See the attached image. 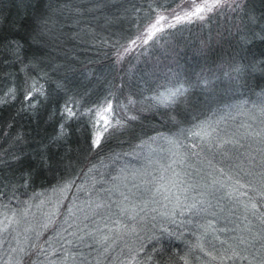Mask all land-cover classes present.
I'll list each match as a JSON object with an SVG mask.
<instances>
[{"label":"trees","instance_id":"obj_1","mask_svg":"<svg viewBox=\"0 0 264 264\" xmlns=\"http://www.w3.org/2000/svg\"><path fill=\"white\" fill-rule=\"evenodd\" d=\"M63 2L0 0V92L13 86L16 88V99L0 105V152L3 153L4 161L0 164V185L9 194L15 186L19 199L13 204L17 207L23 206L20 204L23 200L33 205L29 220L33 227H37V231L43 233L39 239L34 233L29 235L31 239L25 247L28 253L22 255V264H59L63 253L57 250L62 244L69 247L64 243L66 239L75 240L68 233L84 235L89 231L96 233L97 239H101L104 234L110 236L106 243L101 244L85 236V242L95 250L83 248V251L85 254L90 252V258L96 257L99 264H128L131 255L137 253L142 264H167L171 255L169 249H175L177 245L183 247L181 241L161 232L162 226L174 229V225L163 223L159 216L152 220L155 213L148 211V215L137 226L138 234L112 236L106 233L108 228L104 226L107 210H97L91 202L99 200L104 192L102 189L112 187L111 177L116 176L121 167L127 165L129 170L140 167L138 157L148 152L147 147H136L141 139L156 136L157 133L177 137L181 130L191 128L197 119L219 120L225 116L221 127L231 124L227 116L229 106L249 97L254 98V93L264 90V72L259 68L250 75L243 74L239 80L224 75L229 63L251 62L248 48L240 43V38L251 32L260 33L264 29V0H243L237 12H229L211 23L197 22L169 29L172 35L165 38L166 42L161 41L143 55L140 54L142 49H136L119 65L114 64L108 55L112 45L117 42L127 44L128 38L138 35V24L147 14L148 4L152 0H76L82 6V15L79 16L53 11L60 9ZM45 15H50L55 23V36L58 39L45 41V49L40 56L37 49L29 48L25 41L29 38L33 22ZM14 41L24 45L26 62L38 58L43 62L40 67L49 74L45 88L50 98L34 111L24 110L28 103L24 100L25 81L34 73V69L29 67L21 71L24 65L7 47ZM251 51L260 56L264 53V43L256 41ZM241 57L245 59L241 60ZM176 75L194 86L175 110L163 115V110L157 111L150 107V98L157 85L166 83V76L174 78ZM245 81L246 87L243 86ZM58 82L63 85V90L57 88ZM110 92L118 96L121 102L129 97L137 102L132 107L140 110V119L133 122V127L126 134L108 140L102 150L90 151L88 126L82 121L78 128L73 124L66 143L50 145L46 149L43 147L55 134L58 116H52V113L63 104L64 98L73 96L90 106ZM231 114L237 120L242 119L235 111ZM17 135L23 137V143L16 141ZM180 139L185 144L190 143L182 136ZM161 146H166L161 140L151 144L157 150ZM21 149L23 165L12 159L13 155H21ZM45 151L52 157L51 167L38 172L33 168L34 175L25 188L22 186L21 168L29 161H38L39 155ZM116 156L119 159L114 162ZM90 168L91 172L88 171ZM68 181L75 183L60 192L59 189ZM81 188L82 191L78 190ZM41 200L45 203L36 208ZM216 203L214 200L213 204ZM44 205L48 208L41 212ZM153 206L149 205V208ZM57 208L59 212L53 217L54 223L47 230L40 229L38 224L44 219L42 213ZM69 208L79 217L77 227L73 224V215L68 213ZM231 208V203L223 200L214 210L217 216L228 218ZM94 212L99 214L93 215ZM86 215L88 219H85ZM225 222V219H220L216 226H223ZM142 227H146V233ZM98 228L103 231L96 232ZM152 237H159V242L156 239L150 241ZM185 237L190 238L188 233H185ZM221 238H225V234H221ZM31 244L37 247L33 249ZM41 245L44 251L40 250ZM153 245L160 251L150 252ZM141 246L143 251H140ZM105 247H108V251L100 255ZM148 255L152 256L151 261Z\"/></svg>","mask_w":264,"mask_h":264},{"label":"snow or ice","instance_id":"obj_2","mask_svg":"<svg viewBox=\"0 0 264 264\" xmlns=\"http://www.w3.org/2000/svg\"><path fill=\"white\" fill-rule=\"evenodd\" d=\"M242 3L243 0H168L167 3L165 0H152L148 4L147 14L138 24V35L128 38L127 44H113L108 55L114 64L119 65L136 49H142L140 54L143 55L161 41L166 42L165 38L172 35L169 29L197 22L211 23L229 12H237ZM81 9L82 6L76 0H64L63 6L53 11L79 16L82 15ZM55 29L56 25L50 15L41 16L33 22L25 43L29 48H36L42 56L45 41L58 39ZM256 41L264 43V29L260 33L251 32L241 36L240 43L247 46L251 62L229 63L224 70L225 76L239 80L243 74L250 75L257 68L264 72V53L257 56L251 51ZM7 47L24 65L21 71L29 67L34 69V73L25 81L27 86L24 91V100L28 102L24 110L34 111L38 105L50 98V93L45 88L49 74L40 67L43 62L38 58L34 57L26 62L27 53L23 51L24 45L19 41L10 42ZM244 59L245 57H241V60ZM165 80L166 83L157 85L154 95L150 98V107L157 111L163 110V115L175 110L194 86L189 81H182L179 75L174 78L166 76ZM243 86H247V81ZM57 88L63 90V85L58 82ZM15 93L14 86L0 92V105L14 101ZM253 95L254 98L249 97L239 104L229 106L227 116L231 119V124L221 127L225 116H221L219 120L197 119L191 128L181 130L177 137L157 133L156 136L141 139L136 147H147L148 152L138 157L140 167L132 170H129L127 165L121 167L118 174L111 177L112 187L102 189L108 193L109 199L91 202L95 203V209H105L109 213L104 217V226L108 228V232L114 233L116 237L138 234L137 226L140 220L151 211L155 213L151 217L152 220L159 216L163 223L175 226L174 229L162 226V234L181 241L183 245L169 249L171 255L167 264H264V90ZM136 103L130 97L121 102L120 98L111 92L90 106L85 105L82 99L68 96L52 113V116H58L55 134L43 147L46 149L50 145L66 143L73 124L78 128L79 122L83 121L88 126L89 150H102L108 140L126 134L133 127V122L140 119V110L132 107ZM232 111L242 119L237 120L236 116L231 114ZM171 118L174 120V117ZM180 136L184 140H190V143H183ZM157 140L163 141L166 146H161L158 150L153 149L151 144ZM16 141L23 143L24 139L17 135ZM20 151L21 155H13L12 159L23 165V149ZM2 156L3 153L0 152V164L4 163ZM118 159L119 156H116L114 162ZM51 162L52 157L46 151L39 155L38 161H29L21 168L22 186L27 188L31 182L33 168H36L37 172L49 169ZM88 171L91 172L92 169ZM74 183L75 181L66 182L59 191L63 192ZM114 194H118L117 200H111ZM18 199L15 186L9 194L0 185V247L8 242L7 256L0 257V264H22L21 257L26 255L28 250L20 246L18 237L21 230L25 241L31 239L29 233H34L37 239L43 234L37 231L29 220L33 205L28 200H23L20 201L23 207H17L13 201ZM137 200L140 201L139 204L136 203ZM214 200L216 204H213ZM223 200L232 205L228 218L217 216L214 210ZM44 203L45 201L41 200L36 207L40 208ZM113 205L115 212H112ZM149 205L154 206L149 208ZM58 212L57 208L52 212L42 213L44 219L38 227L49 229L54 223L53 217ZM68 213L74 215L71 208ZM141 213H144V216H141ZM97 214L99 213H93ZM88 218L86 215L85 219ZM220 219H225L226 222L217 227ZM65 222L67 223V220ZM102 231L99 228L96 230ZM185 233H188L190 238H186ZM68 234L75 237V240L66 239L64 243L69 247L62 244L57 250L63 253L59 264H94V261L99 264L96 257L90 258V252L85 254L83 251V248L92 249V245L85 242V236L91 238L94 243L101 244L110 239L108 234H104L101 239H97L96 233L92 231L84 235H77L76 232ZM221 234H225V238L222 239ZM9 236L16 241V246H12ZM151 239L159 242V237H152L150 241ZM30 247L35 249L37 245L31 244ZM40 250L44 251L42 245ZM107 251L108 247H105L100 255ZM140 251H143V246ZM158 251L160 250L155 245L150 250ZM137 256L138 253L131 255L128 264H142ZM148 260H152L151 255H148Z\"/></svg>","mask_w":264,"mask_h":264},{"label":"rangeland","instance_id":"obj_3","mask_svg":"<svg viewBox=\"0 0 264 264\" xmlns=\"http://www.w3.org/2000/svg\"><path fill=\"white\" fill-rule=\"evenodd\" d=\"M137 182H139V181H137ZM119 183H122V182H119ZM55 196H53L52 198H54ZM102 199H104V200H107V199H109V196H108V193H105V192H103L102 194H101V196H100V198H99V200L98 201H95V202H99V201H101ZM118 199V194H114V195H112L111 196V200H117ZM49 201V200H48ZM47 201V202H48ZM136 203L137 204H139L140 203V201L139 200H137L136 201ZM39 203H37L36 205H38ZM92 205L93 206H95V203H92ZM23 207V206H22ZM37 208V207H36ZM48 207H46L45 205H44V207H42V210H41V212L42 211H44L43 209H47ZM116 211V208H115V205H113V208H112V212H115ZM74 213V212H73ZM31 214H33V212L31 213ZM109 213L107 212V215H108ZM71 216V215H70ZM115 218V217H114ZM71 221V220H70ZM78 221H79V217H78V215L76 214V213H74V215H73V224L77 227L78 226ZM109 227H111L110 225H109ZM142 228H144V227H142ZM36 229H37V227H36ZM142 232V231H141ZM106 233H109L108 232V229H107V231H106ZM144 233H146V227L144 228ZM112 236H115V234L114 233H110ZM28 235H31V233H29ZM135 235H136V233H135ZM10 241H11V243H12V246H16V241L15 240H12L11 239V236H9V238H8ZM18 239L20 240V242H21V244H20V246H23V247H26L27 246V241H25V239H24V235H23V233H22V230H21V235L18 237ZM7 250H8V242H5L4 243V246L3 247H0V257H5L6 258V256H7ZM15 255V254H14Z\"/></svg>","mask_w":264,"mask_h":264}]
</instances>
